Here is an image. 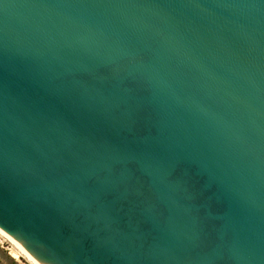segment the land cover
Segmentation results:
<instances>
[{
	"label": "water",
	"instance_id": "1",
	"mask_svg": "<svg viewBox=\"0 0 264 264\" xmlns=\"http://www.w3.org/2000/svg\"><path fill=\"white\" fill-rule=\"evenodd\" d=\"M0 230L37 264H264V0H0Z\"/></svg>",
	"mask_w": 264,
	"mask_h": 264
},
{
	"label": "rangeland",
	"instance_id": "2",
	"mask_svg": "<svg viewBox=\"0 0 264 264\" xmlns=\"http://www.w3.org/2000/svg\"><path fill=\"white\" fill-rule=\"evenodd\" d=\"M0 264H34L7 238L0 234Z\"/></svg>",
	"mask_w": 264,
	"mask_h": 264
},
{
	"label": "bare ground",
	"instance_id": "3",
	"mask_svg": "<svg viewBox=\"0 0 264 264\" xmlns=\"http://www.w3.org/2000/svg\"><path fill=\"white\" fill-rule=\"evenodd\" d=\"M0 234L3 235L5 238H7L8 240H10L20 251L21 253H23L30 261H32L34 264H37L36 261L31 258L24 250H22L15 242H13L7 235H5L1 230H0Z\"/></svg>",
	"mask_w": 264,
	"mask_h": 264
}]
</instances>
